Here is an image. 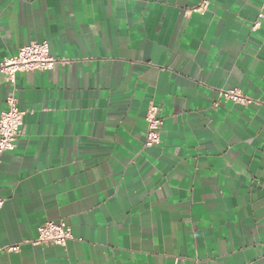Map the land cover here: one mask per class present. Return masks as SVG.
Returning <instances> with one entry per match:
<instances>
[{
  "label": "crops",
  "instance_id": "obj_1",
  "mask_svg": "<svg viewBox=\"0 0 264 264\" xmlns=\"http://www.w3.org/2000/svg\"><path fill=\"white\" fill-rule=\"evenodd\" d=\"M200 2L0 0V63L43 41L64 60L0 72V113L13 91L24 112L0 155V264H264V0ZM61 221L65 246L27 242Z\"/></svg>",
  "mask_w": 264,
  "mask_h": 264
},
{
  "label": "built area",
  "instance_id": "obj_2",
  "mask_svg": "<svg viewBox=\"0 0 264 264\" xmlns=\"http://www.w3.org/2000/svg\"><path fill=\"white\" fill-rule=\"evenodd\" d=\"M208 0H201L199 4L193 6L188 13L203 14L208 7ZM264 21V9L256 16L252 29L257 28ZM64 60L57 59L50 54L49 45L46 41L41 43H31L18 50L11 57L3 59L0 63V72L4 74L6 82L14 86L18 73L44 72L54 68L57 63ZM14 88V87H13ZM14 92V91H13ZM11 93L6 101V109L0 113V155L12 151L15 143L22 134L24 112L19 108L18 101ZM219 98L230 100L237 104L250 103V99L243 96L238 90L219 91ZM146 134L144 139L145 148H153L160 144V129L162 119L160 109L150 103L145 113ZM3 200L0 199V208ZM73 238L69 227L63 222H45L37 228V237L32 241H27L32 245L65 246L67 241ZM8 252H18L19 246L4 247Z\"/></svg>",
  "mask_w": 264,
  "mask_h": 264
}]
</instances>
